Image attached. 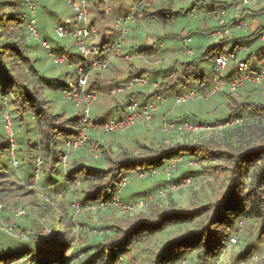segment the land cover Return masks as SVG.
Segmentation results:
<instances>
[{
	"label": "rangeland",
	"instance_id": "1",
	"mask_svg": "<svg viewBox=\"0 0 264 264\" xmlns=\"http://www.w3.org/2000/svg\"><path fill=\"white\" fill-rule=\"evenodd\" d=\"M36 1L38 24L42 32L41 37H46L52 43L59 44V49L66 51L70 55L71 60L76 63H87L88 60H92V56L86 57V55L81 53L76 48L74 40L61 39L55 33L56 26L59 23L65 21L68 17L72 16V9L68 2L66 0ZM102 1L103 0H93L90 4L91 18L98 25L100 43L111 41L116 37L119 32V28L114 23V19L126 16L131 11L130 8L134 3V0H114L113 3L109 4L111 7L110 12L108 14H104L103 11L106 5L103 4ZM209 1L210 0H158L150 3V10L154 9L157 11L158 7H168L170 11L167 13L170 14L168 16H171L172 19H169L168 22L164 23L162 21H158V19L152 15L147 16L145 21V18L142 17L139 18L137 23L131 24L130 36L125 43L123 50L128 52L126 49L130 44H132L137 49H139L141 46H144V48L149 46L150 48H153L155 53L150 55L136 53L137 55H135L132 61H124L122 58H114L111 60L109 67L104 72H101L103 73L102 78L107 81L121 80L126 82L131 80L135 75H143L148 79L149 83L143 88H135L133 91L143 90L144 96H146L150 93H153L155 89H158L160 83H162L165 79V76L171 72V76L169 75L167 80L169 82H165L163 86L173 89L171 91H167V89H165L164 91L167 93H163V88H161L163 96L166 98V100L161 102L160 110L154 112L153 120L149 121L146 118H141L135 123H130L127 129L122 130L123 132L112 134L104 133L103 129L100 128V123L110 118H120L122 116L123 110H127L128 105L133 100L130 98V96H128L127 91L117 96L113 94L112 91L109 93L110 88L104 92L97 89L98 96L91 106V117L93 121L98 124L95 127H92L90 130V144L84 146L86 147L85 149L87 151L85 152L84 148L83 150L81 148L79 150L72 151L71 162L77 159L86 161L88 164L94 166L107 168L110 166L115 167L116 163L113 162L121 158L118 152L112 153V157L107 154L106 160L108 162L106 163L105 161L99 159L102 157V151L106 150L110 146H114L115 150L118 151L120 148H122L119 147L117 150L116 147L119 145L126 146L130 150H133L137 155L144 156L146 153L153 152L150 150L148 152L145 151L143 148L144 144L156 149L157 146L162 145L161 142H164V139L160 140L164 137L162 132L164 121L179 120L178 117H187L188 119L185 120H189L192 122V124H209L211 128H201L197 131H191L187 129V131L179 132V134L176 133V135L165 137L166 145L171 148L175 147L178 143L182 144L183 142L187 141L194 142L195 145L193 146H196L192 151L184 150L183 152L188 153L189 155L197 156L193 158L197 164L186 167L184 164V158L183 161L177 163V167L179 166L178 172H174L171 175V178H173L191 170V173L196 176V179L190 185L180 189L175 193V199L173 200L175 204H173V206L176 205L182 209H193L195 207L198 208L204 205L209 206L210 204H214V202L217 201L224 189L227 187L228 175L231 173V168L233 167V163L228 160V156L223 153V151H225L227 148L221 142V136L223 135L224 130L227 128L219 127L222 125V121L220 120L224 119L229 112V103L233 101L231 98L229 99L226 97L228 94H225V90L229 89L227 88L223 90L224 92H219V96L213 97L210 100L198 99L182 106L176 105L174 101V95L176 93H182L184 92L185 87L189 88L193 86L191 84L197 83L192 79L195 74L197 76H202L205 82L211 81L212 65L214 59L207 55L206 52L209 47L215 43V41L209 38V29L216 26L218 27L220 21L223 19L222 10L225 6L222 5H226L229 0H221L227 2H224L225 4L222 5H220V3L214 7L213 4H209ZM260 4L261 5L257 7L258 14L260 12H264L262 11V8L264 7V0H262ZM194 5H196L195 8L197 9L195 10H197L198 16L193 19L189 16V11ZM25 7L27 8L26 4ZM0 10L1 12H9V8L6 6ZM231 13L232 11L230 10L229 12L228 10V16L231 15ZM228 16H225L226 20L230 18ZM263 18L264 14L262 15V19ZM154 19H156V21ZM247 19L249 20L248 23H250V25L254 23L253 28L255 30L262 24V21L253 22L252 17L248 16ZM1 22L3 25L0 26V29L7 33L10 31L13 32L16 28L15 25H17L12 21H7V19H3ZM249 31L250 30L239 29L236 30L234 35L228 37V42L223 49L234 50L235 38L247 37L249 39L243 42V45L246 47H244V49L238 53L237 60H232L230 63L229 68L226 71L228 74L227 77L237 75L239 70L235 64L236 61L249 58L250 54H252L251 58L249 59L250 64L261 65L264 63V40L250 37L251 32ZM185 36L191 37L189 46L194 50L193 54L184 52L186 46L184 45L182 38ZM27 37L26 42L28 41ZM40 40L41 39L35 38L33 36L29 38V44L36 46V50L30 47L18 46L21 49H24V52H28L31 56L30 62L26 64V66L21 65L22 68H18L17 63H15V71L18 74L25 76L20 81L25 82V78H30L29 80H32V75L34 72L28 70L31 69L29 68L30 65H36L41 73L46 77L54 79L60 78L59 80L62 81H68L70 78H73L76 74L75 69L67 66V64H54L48 53L40 45ZM2 41L6 40L2 39ZM2 50L6 52L5 48H2ZM220 50H222V48L217 47L216 52H219ZM259 55L261 58L258 59L257 57ZM143 56L149 60L147 63L144 62ZM13 58L14 55H12V58H9L7 61L10 62L13 60ZM35 59H37V62ZM191 61L195 63V67L194 70L189 69V71H186L189 73V80H187L185 77H183L185 78L183 79L184 81L180 80L181 76H183L184 64ZM34 82V84L37 85V76L35 77ZM155 82H158V87L155 86ZM177 82H186V86L184 88H179L180 85H178L174 88ZM91 83L92 82L89 84ZM101 83H106L109 85V87L112 86L113 88L115 86L112 82ZM114 83L120 84L116 81ZM38 87L39 88L36 89V91L38 92L37 94L39 98L43 101V108L47 110V115H44L45 118L39 122V126L35 121L36 119H32V121L24 120L22 122L23 129L26 130L27 133V140L30 138V141L28 142L25 140L26 143L21 145L22 151L20 150L21 159L23 160V163H27L28 169L25 171L23 169L24 166H21L19 167V172L16 173L14 177H11L12 171L10 170L12 168L9 167V177L6 176L0 178V187H7V185L5 186L4 184H8L10 182L14 183V185L8 187L6 191L7 193L4 196L0 194V203L5 207L4 211L0 213V223L2 221H12L15 215L14 209L23 208L27 211V215L18 218L16 220L15 227L20 231H34V234L39 232L43 235H47L50 233L53 218H58L62 215V217H64L63 221L65 222V227L70 232V236L74 238V243L72 246L73 251L71 250L70 252L71 254L75 253V258L70 264H79L81 261L87 258L88 254L91 253L93 249L91 247L89 250L84 251L82 250L83 247L88 246L91 243L102 242L103 240V235L93 233L95 228H91L92 226L96 227V229H99L98 227L111 225V227L105 228V230H109V233H107L105 237H110L111 240L112 236L110 234L113 231H115V235L119 233V237L122 236L124 233L123 231L131 226L133 224L132 222L136 221L140 217L151 216L156 218L157 209L154 210L156 206H153L150 203L147 207L137 208V213L131 214L124 211L122 207L117 206L109 207V209L106 210H98L94 213H76L72 204L75 198L81 202L80 199L82 195L79 193H73L72 189L75 186H72L71 181L68 182L69 184L67 183L63 173L61 175L55 176L54 179L50 181L45 179L46 175L49 174V170H51L49 167L50 163H47V161L43 166V171L47 170V172L44 171L43 174L42 172H39L37 175L38 171L35 169V165L32 162L35 160L32 158L31 163H29V158L31 153L33 154V157L40 156L37 148L34 147L32 143L36 142V140L39 141L44 132H48L46 122L52 120V122H55V124H66L67 117L76 116L79 114L80 118L82 114V110L64 96L62 88H55L54 85L52 87H44L41 85V83H39ZM261 91L264 93L262 88ZM137 94L143 93L137 92ZM233 94L237 95V93ZM144 96L140 97L138 101L142 102V100L145 99ZM241 100L239 99V101ZM17 104L18 103L15 105ZM6 105L7 107L3 108L2 104H0V133L3 134L5 133V129L3 130L4 119L2 113L5 108H7L11 113V109L14 110L15 107L12 104H9V99L8 104ZM246 111L248 110L246 109ZM27 112L29 111L27 110ZM12 115H14V112L13 114L11 113V116ZM27 118L29 119V117ZM38 131H40L39 134ZM152 141L160 142L152 144ZM136 142H139L138 146L132 148V145ZM102 144L105 147H102ZM40 145H43V142L40 143ZM65 148H67V146L64 147V150ZM213 150H218L219 154H212ZM96 153H100L101 157L98 159L94 157V154ZM178 156L179 155H177V157ZM68 169L69 168L65 170V173ZM51 173L53 174L54 172L51 170ZM166 179L167 176L163 174L152 179H141L138 177L130 181L128 186L123 189L124 191L122 190V201L130 202L147 194L154 193L162 185V183L166 181ZM56 181L60 182L56 183ZM2 183L4 184L1 185ZM19 186H21L22 190L19 191V193H16L18 192ZM90 187L93 186H87V189ZM36 202H41L42 204L45 202L49 204L52 203L54 208L50 205L53 208L52 211H42V208L33 206L36 204ZM171 204L172 203L169 205ZM159 207L160 208L158 209H161L165 206L162 205ZM194 223L191 225L169 226L158 235L143 237L141 241H131V251L125 252L123 259L117 264H127L128 258L131 261V264H154L156 254L164 242L176 235H179L180 233H183L188 228H192L193 226L197 225ZM237 225L238 220H235L233 227L236 228ZM260 228L261 224L258 223H254L252 225L248 224L241 228H237V233L232 234L237 235L241 242L236 245H232L228 251L224 253V263L264 264V236H259ZM20 241L21 240H18L13 234L7 235L3 232H0V249L4 250L5 253H14L15 256L19 255L27 245L26 243H22ZM104 242L108 241L105 239ZM253 242H255L258 249L254 251L248 260H238V257H236L238 252L243 250V248L248 243ZM10 247L13 248L10 249ZM70 252L68 254H70ZM191 255L192 256H186V264H196L197 253L194 252ZM255 255H258V257H255ZM26 258L27 257L17 264H27L25 263ZM3 262L4 261H0V264H3ZM213 262L214 261H212L211 264H213Z\"/></svg>",
	"mask_w": 264,
	"mask_h": 264
},
{
	"label": "trees",
	"instance_id": "2",
	"mask_svg": "<svg viewBox=\"0 0 264 264\" xmlns=\"http://www.w3.org/2000/svg\"><path fill=\"white\" fill-rule=\"evenodd\" d=\"M134 1L139 2L141 0ZM35 2L37 1L35 0ZM224 2L227 1L210 0L209 4H213L214 7L215 5H219L220 3V5L225 4ZM25 4V0H0V9L5 6L9 8V12H1L0 10V26L3 25L1 22L3 19H7V21L9 22L12 21L17 24L15 25L16 28L13 32L10 31L9 33H7L5 31L3 32V30L0 29V91L7 94L9 104L15 106L14 110L11 109V113L13 114L14 112V115H12L14 121L13 127L16 132L17 140V147L14 154L19 162L18 169H16L12 165V155L10 152L11 144L8 136L5 135L7 134V131L4 124L3 130L5 129V133H0V178L6 176L9 177V167L12 168L10 170L12 171L11 177H14V175L19 172V167L21 166H24L23 169L25 171H27L28 169L27 163H23V160L21 159V145L25 144L26 141H30V138L27 140V133L26 130L23 129L22 122L24 120L32 121V119H36L35 121L39 126V122L45 118L44 115H47V110L43 108V101L39 98L37 94L38 92L36 91V89L39 88V83H41V85L44 87H52L54 85L55 88H63L67 82L59 80L60 78L54 79L46 77L41 73L36 65H30L29 68L31 69H28L31 72H34V74L32 75V80H29L30 78H25V82L20 81L25 76H23L22 74H18L15 71V63H17L18 68H22L21 65L26 66V64H28L31 59L29 53L24 52V49H21L20 47H30L36 50V46L30 45L28 42L31 34L29 33L27 28L29 16ZM260 5L261 4L259 3L257 5L250 4L242 7V14H244L245 17L248 18L249 16L252 18H259L262 21V24L259 27L258 31H249L251 32L250 37H254V39H261V33L264 31V18L262 19V15L264 14V12H260L258 14L257 8ZM222 6H225L230 12L231 9L229 1L226 3V5ZM195 7L196 5H194L190 10L197 9ZM168 11H170L168 7H158V10L156 11L154 9L150 10V6H147L144 8V14L142 17L145 18H143L145 21L147 16L154 15L155 18L158 19V21L166 23L169 19H172L171 16H168L170 15L169 13H167ZM262 11H264V7L262 8ZM246 12L249 13L246 15ZM229 16L231 18L232 13ZM156 19L154 20L156 21ZM229 22H232V18L229 19ZM215 28H217V26L209 29V32H211ZM235 32L236 30L232 35H234ZM26 37L28 38L27 42ZM2 39L6 41H2ZM228 39L229 38L226 37L220 42L212 44L207 50L206 54L211 56L212 59H215V56L218 53L216 52L217 47L224 50L223 48L227 44ZM248 39L249 38L247 37L235 38L234 48H236L240 44H243V42L247 41ZM2 48H5L6 52L3 51ZM131 50L132 52L138 51L139 53L146 55L155 53L153 48H150L149 46H147L146 48H144V46H141L139 49L135 48V46H132ZM12 55H14L13 60L8 62L7 60L9 58H12ZM251 56L252 54L249 55V59L251 58ZM35 61L37 62V59H35ZM194 67L195 63L193 61L184 64L183 76H181L180 80L184 81L183 79L185 78L189 80V73L186 71H189V69L194 70ZM94 73L91 77L92 83L89 85V90L98 91L97 89H99L104 92L105 90H108L110 88L109 93H111L114 88L112 86L109 87V85L106 83L102 84L101 82H112L115 85L114 87H116L117 85V83H114L115 81L119 83L124 82L121 80L107 81L102 78L103 73ZM170 74L171 72L165 76V79L162 83H160L159 88L155 89L153 93L144 96L143 90H131L127 91L128 96H130L132 100H139L140 97L144 96L145 99L142 100L143 103L154 99L156 93H162L161 88H163V93H167L164 91L165 89H167V91H171L173 88L163 86L165 82H169L167 80ZM36 76L37 85L34 84ZM192 79L194 80V82H197L191 84L193 85L192 87L200 88L206 83L202 76H197L196 74L194 77H192ZM178 85H180L179 88H184L186 86V82H177L174 88ZM186 88L187 87H185V89ZM137 92H141L143 94H137ZM233 93H237V95ZM219 94L220 93L212 96L211 98L217 97L219 96ZM225 94H228V96L226 97L229 99L231 98L234 103L233 101L229 103V112L227 116L220 121L230 120L238 116H244L245 120L242 124L225 129L223 135L221 136V142L227 148L225 151H223V153L228 156V160L233 163V167L231 168V173L228 175L227 187L224 189L223 193L217 199V201L214 202V204H210L209 206L204 205L198 208L195 207L193 209H182L181 207H177L176 205L173 206V204H175V202H173V200L175 199V193H170L167 197L158 199L151 203L153 206H156V208L154 209H157L156 218H153L151 216L138 218L136 221L132 222L133 224L131 226L123 231L124 233L120 237L119 233L115 235V231L110 234L112 236L111 240L110 237H105V235L109 233V230H105V228L111 227V225L98 227L100 230H102V233L98 234L103 235L102 242L91 243L88 246L83 247L82 250L84 251L89 250L91 247L94 250L92 249V252L88 254L87 258L81 261L79 264H117L120 261L121 256L123 257L125 252L131 251V241H141L143 237L158 235L169 226L191 225L194 222L197 225L193 226L192 228H188L183 233H180L179 235H176L164 242V244L160 247L159 251L156 254L154 264H170L173 261L184 259L188 255L192 256L191 254L194 252L197 253L196 264H211V262L214 261L217 256H219L223 247L233 236L232 233H237V228H239L240 221L243 222L244 226L248 224L252 225L254 223L261 224L259 236H264V93H262L260 89L254 84L247 83L246 85L235 91L225 90ZM211 98H209L208 100H210ZM239 99L242 100L239 101ZM16 103L18 104L15 105ZM0 104H2L3 108L7 107V105L5 103H2L1 100ZM246 109L248 111H246ZM27 110L29 112H27ZM125 111L126 110H123V113H125ZM27 117H29V119ZM178 119L185 120L188 118L178 117ZM78 120L79 114H77L76 116L67 117L66 124H55V122H52V120L46 122L48 132H44L41 139L39 141L36 140V142L32 144L37 148V151L43 160V163L40 166V170L42 171L40 172H42V174L44 171L47 172V170L43 171V166L47 161V163H50L49 167L54 172L52 174L51 170H49V174L46 175L45 179L50 181L54 179L55 176L61 175L63 173L65 180H67V183L71 181L72 186H75L72 189L73 193H79L80 195H82L80 199L82 203L97 202L112 195L120 176L126 172L130 174L139 170L150 169L154 166L162 168L169 163L171 157L177 155L184 158L197 157L183 152L184 150H194L196 147L193 146L195 145L194 142H180L182 144L178 143L175 147L171 148L166 145L165 137L176 135L177 132H173L171 134L163 133L164 137L160 140L164 139V142H161L162 145L157 146L156 149L144 144L143 148L145 149V151H153L150 153H146V155L144 156L137 155L133 150H130L126 146L119 145L118 147H116V149H119V147L122 148H120V150L117 149L118 151L115 150L114 146H110L106 150L102 151V157L99 160H103L106 163L108 162L106 160L107 154L112 157V153L118 152L121 158L113 162L116 163L115 167H99L90 165L83 160L73 159L74 161L71 162L69 169L65 173V169H63L62 166L61 157L65 152L64 145L66 141L77 133L76 127ZM39 133L40 131H38V134ZM42 142L43 145H40V143ZM157 142L160 141H152L151 143L153 144ZM138 143L139 142L133 144L132 148L137 147ZM102 147L105 146H103L102 144ZM83 148L86 152V147ZM212 154H219V151L213 150ZM37 157L38 156L33 157V154L31 153V156L29 158V163H31L32 158L35 160L32 161L35 165V169H37ZM187 173L189 172L186 171L180 176L173 177V179H180ZM58 182L60 181H56V183ZM3 184L4 183H2L1 185ZM4 185H7V187H0V194L2 196L7 193L6 191L8 187L14 185V183L10 182ZM87 186L93 187L87 189ZM21 190L22 188L21 186H19L18 192L16 193H19V191ZM170 203L172 204L169 205ZM50 205L53 207L52 203L49 204L45 202L44 204H42L41 202H36V204L33 206L42 208V211H52L54 207L52 208ZM162 205H164L165 207L158 209L160 208L159 206ZM4 209L0 211V213H2ZM137 211L138 210L129 212V214L137 213ZM63 219L64 217H62V215L58 218H53L49 234L43 235L38 232L37 237L39 239V242L27 241L16 237L18 240H21L20 242L27 244L24 250L19 255L15 256L14 253L8 254L5 253L4 250L0 249V261L6 262L10 259H20L27 257L25 262L27 264H70L75 258V253L71 254L70 252L71 250L73 251L72 246L74 243V238L70 236V232L65 227V222L63 221ZM235 220H238V225L236 228L233 227ZM91 228L96 227L92 226ZM0 232H3L7 235L9 234L1 229ZM105 239L108 242H104ZM239 242L241 241L238 237V242L236 244H238ZM11 248L13 247H10V249ZM256 249H258V247L255 242L248 243L243 248V250L238 252V255L236 257H238V260L240 259L246 261L252 256ZM69 252L70 254H68ZM127 264H131L129 258L127 260Z\"/></svg>",
	"mask_w": 264,
	"mask_h": 264
},
{
	"label": "built area",
	"instance_id": "3",
	"mask_svg": "<svg viewBox=\"0 0 264 264\" xmlns=\"http://www.w3.org/2000/svg\"><path fill=\"white\" fill-rule=\"evenodd\" d=\"M72 9V16L68 17L62 23H59L55 28L56 35L61 39H69L75 41L76 48L86 55V57L92 56V60L85 62H74L71 60L70 55L66 51L59 49V45L52 43L46 37H41V30L38 24L37 18V4L35 0H25L28 10V31L31 36L39 38L41 46L47 51L52 62L56 65L67 64V66L74 68L76 74L73 78H70L65 86L62 88V92L66 98L72 101L77 107L82 110V114L77 122L76 135L69 138L66 141L67 148L61 157V162L63 167L66 169L70 166L72 161L71 152L74 150H79L84 146L90 144V130L95 127L91 117V106L96 100L98 93L94 90H89V83L91 82V77L94 72H104L110 65V62L114 58H122L124 61H132L139 53L138 51L125 52L123 50L125 43L130 36V26L133 23H137L139 18H142L144 14V8L151 5L150 3L158 0H141L139 2L133 3L130 8L131 11L124 17L115 18L114 23L119 28V32L115 38L111 41L100 43L99 29L96 22L91 18L90 4L91 0H66ZM218 1V0H216ZM262 0H229L230 9L232 10V22L225 19L228 16V9L226 7L222 10V20L220 21L217 28L213 29L209 33V38L214 40L215 43L220 42L226 37L233 34L235 30L244 29L252 30L251 32L258 31L259 26L256 30L253 28L254 23L250 25L249 20L242 14V7L245 5H257ZM103 4L106 5L103 13L108 14L111 10L109 6L114 0H103ZM249 12H246V15ZM189 16L191 18H196L198 12L195 9L189 11ZM230 17V16H229ZM255 18H252L254 22ZM251 21V20H250ZM232 25V26H231ZM250 26V27H249ZM260 38L264 40V31L261 33ZM184 45L186 46L184 52L193 54L194 50L189 46L191 41L190 36H185L182 38ZM99 43V44H98ZM213 43V44H215ZM246 47L243 44L238 45L234 50L224 49L218 52L215 56L212 65V78L210 82H206L202 87H190L186 88L184 92L176 93L174 95V101L176 105H184L198 99L208 100L212 96L218 94L219 92L229 89L235 91L246 85L247 83L254 84L260 91L261 88L264 91V63L263 64H250L249 58L236 61V67L239 73L234 76L227 77V69L229 68L232 60H237L238 53ZM249 47V46H247ZM141 54V53H139ZM258 59L261 58L259 55ZM144 62L149 60L143 56ZM149 83L148 79L143 75H135L129 81H124L117 84L112 90L115 95H120L123 92L131 91L135 88H143ZM155 86L158 87V82H155ZM262 92V91H261ZM0 99L3 103H8V95L0 91ZM166 100L162 93H156L155 98L146 102H140L138 100H133L129 105L125 113L122 114L120 118L106 120L100 125L104 133L112 134L117 132H123L122 130L127 129L130 123H135L141 118H146L147 120H153L154 112L160 110L161 102ZM3 121L6 127L8 139L11 144V155H12V165L18 169V160L14 154L17 147L16 132L13 127L14 121L8 109L3 111ZM244 116L234 117L230 120L222 121L220 128L234 127L244 122ZM152 122V121H151ZM137 124V123H136ZM209 124H192L189 120H166L164 121L162 132L171 134L173 132H183L187 129L191 131H197L201 128H208ZM211 128V127H210ZM203 131V130H201ZM97 159L100 158V153L94 154ZM173 157L169 160V163L162 168L152 167L146 170H139L133 173H126L120 176L117 182L116 188L112 195L99 200L97 202H87L82 203L77 198L73 201V209L76 213L82 212H97L98 210H106L109 207L117 206L122 207L126 212H132L139 207H147L150 203L167 197L170 193H176L180 189L190 185L196 176L192 173L186 174L180 179L174 180L171 175L174 172H178L180 163L184 160L182 156ZM172 160V161H171ZM37 166H41L43 163L42 158L37 157ZM184 164L186 167L193 166L197 164L193 158H185ZM39 172V169H37ZM37 172V174H38ZM166 175L167 179L163 185H161L154 193L147 194L141 198L132 200L130 202L122 201V190L126 188L130 181L140 177L141 179H152L158 177L159 175ZM126 175V176H125ZM79 183V182H78ZM124 191V190H123ZM4 205L0 203V211L4 209ZM14 218L10 222H1L0 229L9 234H13L15 237L27 240V241H37L38 234H34V231H27L15 228V220L17 218L27 215V211L23 208L14 209ZM242 221L239 223V228L243 227ZM93 233L101 234L102 230L94 229ZM238 242V236L233 235L226 245L221 250L219 256H217L213 264H224L223 255L228 249ZM258 257V255H255ZM24 258L20 259H10L3 264H17L23 261ZM123 257L121 256L120 260ZM187 259H181L171 262L170 264H186Z\"/></svg>",
	"mask_w": 264,
	"mask_h": 264
},
{
	"label": "clouds",
	"instance_id": "4",
	"mask_svg": "<svg viewBox=\"0 0 264 264\" xmlns=\"http://www.w3.org/2000/svg\"><path fill=\"white\" fill-rule=\"evenodd\" d=\"M47 39H48V38H47ZM56 45H59V44H56ZM42 48H43V47H42ZM45 51H46V50H45ZM46 52H47V51H46ZM96 92H97V91H96ZM97 93H98V92H97ZM105 121H106V120H105ZM105 121H103V122H105ZM103 122H102V123H103ZM94 123H95V122H94ZM102 123H100V125H101ZM95 124L97 125L98 123H95ZM65 146H66V143H65ZM65 149H66V148H65ZM62 155H63V154H62ZM70 165H71V164H70ZM62 166H63V165H62ZM69 167H70V166H69ZM69 167H68V168H69ZM154 167H156V166H154ZM63 168H64V167H63ZM37 169H39V172H40V166H39V167L37 166ZM64 169H65V168H64ZM66 169H67V168H66ZM66 169H65V170H66ZM39 172H38V173H39ZM189 173H191V170L189 171ZM189 173H187V174H189ZM181 174H182V173H181ZM37 175H38V174H37ZM184 176H185V175H184ZM146 194H147V193H146ZM137 199H138V198H137ZM134 200H135V199H134Z\"/></svg>",
	"mask_w": 264,
	"mask_h": 264
},
{
	"label": "crops",
	"instance_id": "5",
	"mask_svg": "<svg viewBox=\"0 0 264 264\" xmlns=\"http://www.w3.org/2000/svg\"><path fill=\"white\" fill-rule=\"evenodd\" d=\"M256 21H259V22H261V20L259 19V18H255L254 19V22H256ZM133 45L132 44H130L129 45V47L126 49V50H128V52H130L131 51V47H132Z\"/></svg>",
	"mask_w": 264,
	"mask_h": 264
}]
</instances>
